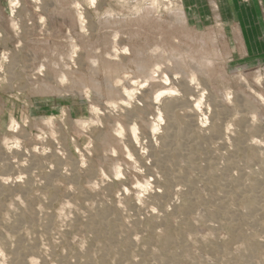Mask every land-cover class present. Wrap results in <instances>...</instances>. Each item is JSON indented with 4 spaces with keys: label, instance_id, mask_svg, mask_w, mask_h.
I'll return each instance as SVG.
<instances>
[{
    "label": "rangeland",
    "instance_id": "374dc122",
    "mask_svg": "<svg viewBox=\"0 0 264 264\" xmlns=\"http://www.w3.org/2000/svg\"><path fill=\"white\" fill-rule=\"evenodd\" d=\"M155 44L204 70L196 86L179 82L192 67L166 84L190 103L177 120L189 109L203 133L222 128L190 136L196 149L172 143L198 160L161 161L166 119L152 136L155 106L120 103L115 79H143L130 57ZM0 153V264H264V199L250 214L248 197L231 200L264 191V0H0ZM229 164L232 183L215 179Z\"/></svg>",
    "mask_w": 264,
    "mask_h": 264
},
{
    "label": "bare ground",
    "instance_id": "6f19581e",
    "mask_svg": "<svg viewBox=\"0 0 264 264\" xmlns=\"http://www.w3.org/2000/svg\"><path fill=\"white\" fill-rule=\"evenodd\" d=\"M148 15H145V17H147ZM174 23V22H173ZM170 25V24H169ZM172 25H174V24H172ZM171 25V26H172ZM114 40V39H113ZM115 43V42H114ZM149 47V46H148ZM114 53V52H113ZM143 52L142 51H138L137 53L135 52L134 53V55H136L137 56V60L135 59V61H134V59H132V55H131V57H130V60H129V62L131 63H133V67H134V69H136V71L137 72H139V73H141V75L143 74V79H136L135 78V76L134 77H128V75L126 76V78H125V75L123 76L124 77V79H123V81L125 82L124 84H122L121 85V81L120 80H118V79H115V81H114V83L116 84H118V85H120V90L117 92V93H119V96H120V99L123 101V102H120V103H123V105L125 104V103H128V102H130V100H132V99H136L137 100V98L138 99H140L141 101H142V103H143V107H145V108H149V107H154L155 106V109H156V114H157V117H156V119L154 120L155 121V123L154 122H152V120H151V123L152 124H150L151 126H150V128H149V134L150 135H156V132H157V130L160 128L159 126H161V121L163 120V118H165L166 119V124H165V126L163 125V127H164V131L159 135L160 137H162V141L160 142V143H158L159 144V147H160V151H161V155H162V157H161V161H166V159L169 157V155L168 154H170L171 152L174 154L173 156H176L177 155V157L178 156H180V152H176L177 151V149H176V151H175V148H176V146H175V148H174V146L172 145V143L173 142H177V140H184V141H181V144H183L184 146H183V148H185V144H187L186 142L187 141H185V139H187V138H189V139H187L188 141L195 135H199V137L198 138H200V136H201V142H203L204 143V141H202L203 139H205L206 137H204V136H206V135H208L210 132L211 133H217V135L216 136H221L220 135V132L222 133V131H220L221 129L217 126V125H219L216 121H217V119H216V121H214V122H216L217 123V125H216V123H214L212 126V130L214 131V132H212V131H210V130H208V131H210L208 134H205V133H203V129H204V126L202 125L203 123H196V120H194V112L192 111V110H189L188 109V111H184V115L186 116V118H183V119H181L180 121L179 120H177L176 118H175V114L176 113H178L179 111H183V109H181V107L183 106V108H184V106H185V102L187 103V101H185V100H182V99H179L178 98V94H179V92L177 91H175L171 86H167L166 84L168 83V81L170 80V78L172 79V78H174V76H176V77H178V73H179V75L180 74H182V72H183V74L185 73L184 71H185V68L186 67H192V69H190V70H193V71H189V76H187V77H189V78H187V80H185L184 79V75H180L181 77H183V80L181 81L180 80V78H179V82L181 83L180 85L181 86H183V85H185V86H187L188 84H190V83H192V84H195V86L198 84V83H194V80L197 78H195L194 76H195V71H201V70H203L202 68H201V66H199L198 64H191V62H189V61H187V60H185L181 55H179V56H172L169 52H167L166 50H164V48L163 47H160L159 46V44H155L154 45V47L149 51V50H146V51H144V54L142 55V57L140 58V56H141V54H142ZM120 54V53H119ZM109 54H107V56H108ZM99 57V56H98ZM97 57V58H98ZM104 57V56H103ZM100 58V57H99ZM102 58V57H101ZM124 58V57H123ZM105 60V59H104ZM104 60H101V62L103 63V65L104 66H102V67H106V66H110L111 67V71L113 70V73L114 72H119V71H124V69L126 68V65L124 64V65H121V64H113V63H110V62H106V60L104 61ZM109 60V59H108ZM167 60V61H166ZM96 61V62H95ZM91 65H92V69L94 70V71H97V69L94 67V65H95V63H98V66H99V63H100V61H99V59H97V60H95ZM110 61V60H109ZM166 61V62H165ZM170 61H171V63H170ZM167 63L168 65H166V66H164V65H162L163 63ZM115 63V62H114ZM117 63H119V62H117ZM129 64V63H128ZM97 65V64H96ZM162 66H164V67H162ZM101 68V67H100ZM99 68V69H100ZM109 68V67H108ZM108 68H105V69H108ZM189 69V68H188ZM169 70L170 71H172L173 72V77H172V75H171V77H170V75L169 74H172V73H170L169 72ZM101 71H104V69L103 70H101ZM107 71V70H106ZM108 71H109V69H108ZM107 71V72H108ZM110 71V72H111ZM132 71V70H131ZM204 71V70H203ZM105 72V71H104ZM169 74H168V73ZM126 73V72H125ZM118 74V73H117ZM120 74H121V72H120ZM129 74V73H128ZM115 75V74H114ZM134 75V74H133ZM137 75V74H136ZM117 77H118V75H117ZM120 77V76H119ZM170 77V78H169ZM135 78V79H134ZM182 79V78H181ZM177 81V80H176ZM193 81V82H192ZM196 82H197V79L195 80ZM113 81H108V83H107V86H110L111 87V85H113L114 83H112ZM118 82H121L120 84L118 83ZM172 82H174V81H172ZM179 82H178V84H179ZM144 83L145 84H147V85H149V88H147L146 90H143V91H141L140 93H139V95H135V94H137V93H135V91H136V89H138L139 90V88L141 87V86H144ZM200 84V83H199ZM179 85V86H180ZM140 86V87H139ZM190 86V85H189ZM113 87V86H112ZM119 87V86H118ZM139 87V88H138ZM175 87V86H174ZM186 88V87H185ZM190 88H192V87H190ZM183 89V88H182ZM189 89V88H188ZM109 90H113V89H109ZM109 90H107L106 92H104V95H107V94H109L110 96H111V94H112V92H110ZM116 90V89H115ZM197 90V89H196ZM192 91V90H191ZM194 91V90H193ZM174 92H176V93H178L177 95L174 93ZM190 92V91H189ZM196 92H198V91H196ZM115 93H116V91H115ZM116 93V94H117ZM202 93V92H201ZM176 95V96H174V95ZM197 94V93H196ZM108 96V95H107ZM106 96V97H107ZM146 96H148V98H149V100H143L144 98H146ZM183 96V95H182ZM191 96V95H190ZM203 95H201L200 97H202ZM174 97V98H173ZM178 98V99H176V98ZM196 97V96H195ZM198 97V96H197ZM199 97V98H200ZM204 97H206V96H204ZM180 98H182V97H180ZM198 98V99H199ZM110 99V98H109ZM119 99V98H118ZM208 99V98H207ZM202 100V99H201ZM200 101V99L199 100H196V103H198ZM108 102V101H107ZM110 103H112L113 101L112 100H110L109 101ZM114 103V102H113ZM139 103V102H138ZM195 103V104H196ZM199 103H201V102H199ZM131 104V103H130ZM110 105V104H109ZM128 105V104H127ZM188 105V107H190L189 105H190V103L189 104H187ZM199 105V104H198ZM218 105V104H217ZM221 105V104H220ZM197 106V105H196ZM124 107H125V105H124ZM185 107H187V106H185ZM187 107V108H188ZM195 107V106H194ZM219 107V106H218ZM127 107H125V109H126ZM135 109V108H134ZM194 109H197V108H194ZM202 109V108H201ZM201 109H200V111H201ZM213 109V108H212ZM203 110V109H202ZM206 110V109H205ZM195 111V114L198 112H196V110H194ZM206 111H208V110H206ZM203 112V111H202ZM201 112V113H202ZM125 113V112H124ZM126 113H128V112H126ZM148 113V112H147ZM200 113V114H201ZM213 113V112H212ZM132 115H133V113H131ZM203 115V114H202ZM205 115V114H204ZM136 116V115H135ZM182 116V115H181ZM206 116V115H205ZM210 116V115H209ZM217 116V115H216ZM130 117H131V115H130ZM134 117V116H133ZM137 117V116H136ZM202 117V116H201ZM200 117V118H201ZM212 117V116H211ZM215 117V116H214ZM214 117H213V119H214ZM203 118H206V117H203ZM208 118V117H207ZM207 118L206 119H204L205 120V122L207 121ZM198 119H199V116H198ZM210 119V118H209ZM212 119V118H211ZM150 120V119H149ZM204 120H203V122H204ZM131 122V121H130ZM199 122V121H198ZM211 122V121H210ZM209 123V122H208ZM118 124V123H117ZM133 124V125H132ZM131 125H130V131H131V134H132V138L136 141L137 140V135H136V125H134V123H132ZM148 124V123H147ZM206 124V123H205ZM195 126L196 128H195V132H193L192 131V129H191V126ZM207 125V124H206ZM215 125V126H214ZM128 126H129V124H128ZM193 126H192V128H193ZM217 126V127H216ZM208 127V126H207ZM211 129V127H210V124H209V127L208 128H205L206 129V131H207V129ZM162 129H160V130H162ZM189 129H191V131H189ZM120 131L121 130H119L118 131V133H120ZM224 131V130H223ZM193 132V133H192ZM204 132H205V130H204ZM219 133V134H218ZM214 134V135H215ZM141 135V134H140ZM210 135V134H209ZM214 135H210V136H214ZM223 135V134H222ZM158 136V135H157ZM190 136H192V137H190ZM151 137V136H150ZM235 138H234V140H233V143L234 144H236V145H238L239 147L243 144H245L246 145V143H244V142H242L241 140H240V138H238V137H236V136H234ZM140 138V137H139ZM143 138V137H142ZM153 138V137H152ZM194 138V137H193ZM192 138V139H193ZM196 138V137H195ZM211 138V137H210ZM213 138V137H212ZM222 138V137H221ZM125 139V138H124ZM127 139V138H126ZM141 139V138H140ZM146 139V138H145ZM199 139V140H200ZM209 139V138H208ZM215 139V138H214ZM142 140V139H141ZM192 141V144L194 145V141L193 140H190L188 143L189 144H191L190 142ZM206 141V143H207V140H205ZM211 141H212V139H211ZM214 141V140H213ZM220 141H222L221 139H220ZM156 142V141H155ZM185 142V143H184ZM198 142V141H197ZM200 142V143H201ZM217 142H218V140H217ZM216 142V143H217ZM232 141H230L229 143H231ZM246 142V141H245ZM133 143V142H132ZM137 143V142H136ZM150 143V142H149ZM221 143V142H220ZM222 143H223V141H222ZM221 143V144H222ZM255 143V142H254ZM153 144V143H152ZM152 144L150 145V149L154 146H152ZM188 144V145H189ZM196 144H199V143H196ZM196 144L194 145V147L196 146ZM220 144V145H221ZM228 144V143H227ZM233 144V145H234ZM241 144V145H240ZM157 145V144H156ZM155 145V146H156ZM193 145H191V146H193ZM201 145V144H200ZM200 145H199V147H200ZM215 145V144H214ZM218 145V144H217ZM243 145H242V147H243ZM171 146H173V148H171ZM191 146H189L191 149L192 148H194V147H191ZM207 146H208V143H207ZM225 146V145H224ZM227 146V145H226ZM157 147V146H156ZM159 147H158V150H159ZM198 147V148H199ZM209 147V146H208ZM211 147V146H210ZM209 147V148H210ZM235 147V146H234ZM246 147V146H245ZM129 148V147H128ZM146 148V147H145ZM178 148V147H177ZM181 148H182V146H181ZM205 148V147H204ZM203 148V149H204ZM213 148V147H212ZM238 148V147H237ZM244 148V147H243ZM195 149H196V147H195ZM195 149L193 150H190L189 148L188 149H184V150H190V152L191 153H194L193 151H195ZM226 149H227V147H226ZM239 149V148H238ZM240 149H242V148H240ZM239 149V150H240ZM143 150V149H142ZM151 150H153V149H151ZM183 150V149H182ZM183 150V151H184ZM225 150V149H224ZM234 150V149H233ZM235 150H237V149H235ZM235 150H234V152H235ZM243 150V149H242ZM241 150V151H242ZM147 151V150H146ZM179 151V150H178ZM181 151V150H180ZM186 151L185 152H183L181 155L183 156V154L185 155V153H186ZM198 151V150H197ZM204 151V150H203ZM210 151V150H209ZM230 151V150H229ZM229 151H227V152H229ZM244 151V150H243ZM144 152V151H143ZM154 152V151H153ZM190 152H187V153H190ZM211 152V151H210ZM209 152V153H210ZM225 152V151H224ZM186 153V154H187ZM190 153V154H191ZM195 153H196V151H195ZM1 154V153H0ZM152 154V153H151ZM204 154H205V152H204ZM224 154V153H223ZM226 154H228V153H226ZM146 155V154H145ZM148 155V154H147ZM158 155V154H157ZM168 155V156H167ZM188 155V154H187ZM187 155H185V156H187ZM193 156H195L194 154H192ZM198 155V154H197ZM208 155V154H207ZM192 156V157H193ZM209 156V155H208ZM207 156V157H208ZM229 157H230V155H228ZM262 156V155H261ZM172 157V156H171ZM187 157H190V156H187ZM192 157H190V159L189 158H187L188 160H190L191 161V159H192V161H193V158ZM196 157V156H195ZM206 157V158H207ZM219 157V156H218ZM263 157V156H262ZM7 158V157H6ZM31 158H33V157H31ZM156 158V157H155ZM180 158H182L181 156H180ZM199 158V157H198ZM216 158V157H215ZM222 158V157H221ZM184 159H186L185 157H184ZM183 159V160H184ZM195 159H197V157L195 158ZM195 159H194V161H195ZM205 159V158H204ZM203 159V160H204ZM220 159V158H219ZM230 159V158H229ZM260 159V158H259ZM263 160H264V158H262ZM2 160V159H1ZM3 160H5V159H3ZM140 160V159H139ZM198 160V159H197ZM209 160V159H208ZM208 160H206V161H208ZM235 160V159H234ZM34 161V160H33ZM182 161V160H181ZM189 161V162H190ZM220 161V160H219ZM224 161H226V159L224 160ZM236 161V160H235ZM261 161V160H260ZM2 162V161H1ZM35 162V161H34ZM171 162V161H170ZM183 162V161H182ZM188 162V161H187ZM230 162V161H229ZM228 162V163H229ZM233 162V161H232ZM2 163H4V162H2ZM9 163V162H8ZM168 163H169V161H168ZM167 163V164H168ZM185 163V162H184ZM183 163V164H184ZM238 163V162H237ZM174 164H175V162H174ZM174 164H173V166H174ZM180 164V163H179ZM190 164V163H189ZM225 164V163H224ZM226 164H227V162H226ZM231 164V163H230ZM230 164L228 165V166H224V168H222L223 169V171H221L220 173H219V175H217V174H214V175H216V177H215V179H218V180H222L223 181V183L225 182V183H230L231 181H230V179H229V177L227 176V172H225V171H228L227 169L229 168V166H230ZM234 164H235V162H234ZM234 164H231V166L232 165H234ZM242 164V163H241ZM244 164V163H243ZM246 164V163H245ZM154 165H155V163H154ZM185 165V164H184ZM184 165H183V167H184ZM237 165V164H236ZM16 166H18V165H16ZM158 166V165H157ZM188 166V165H187ZM190 166V165H189ZM10 167V170H11V168H12V166H9ZM8 167V168H9ZM169 167V166H168ZM186 167V166H185ZM211 167V166H210ZM218 167V166H217ZM220 167V166H219ZM235 167V166H234ZM8 168H7V170H8ZM162 168V167H161ZM208 168V167H207ZM204 170V169H203ZM16 171V170H15ZM164 171V170H163ZM241 171V170H240ZM8 172H10V171H8ZM175 172V171H174ZM196 172V171H195ZM194 172V173H195ZM206 172V171H205ZM197 173V172H196ZM215 173V172H214ZM172 174H173V172H172ZM175 174V173H174ZM174 174H173V176H174ZM177 174H178V172H177ZM181 174V173H180ZM198 174V173H197ZM229 174V173H228ZM169 175V174H168ZM184 175V174H183ZM28 176V175H27ZM166 176V175H165ZM198 176H200L199 174H198ZM204 176H205V174H204ZM168 177V176H167ZM175 177H177V175L175 176ZM181 177V176H180ZM211 177V176H210ZM179 178V177H178ZM185 178V177H184ZM214 178V177H213ZM241 178V177H240ZM243 178V177H242ZM257 178H259V177H257ZM174 179V178H173ZM233 179H235V178H233ZM172 180V179H171ZM176 180V179H175ZM178 180H180V179H178ZM211 180V179H210ZM235 180H237V179H235ZM243 181H244V179H242ZM238 181L237 183L239 184V185H243V188H244V186H246V184L243 182V181ZM255 180V179H254ZM207 181V180H206ZM217 180H215V182H216ZM256 181V180H255ZM28 182H29V180H28ZM208 182H209V179H208ZM222 183V182H221ZM232 183V182H231ZM27 184H29V183H27ZM247 184H248V181H247ZM2 185V184H1ZM0 185V186H1ZM250 185H251V183H250ZM29 186H30V184H29ZM249 186V185H248ZM247 186V187H248ZM250 187V191L252 192L251 194H249V195H243V194H240V193H233L234 195L231 197V200H236V199H239V198H242V197H248V203H247V212L250 214V212H253L260 204V202L261 201H263V199H264V189H261L263 192H259V187H258V184H253V185H251V186H249ZM246 188V187H245ZM2 190V189H1ZM189 191H191V190H189ZM224 190H222V192H223ZM222 192H221V194H222ZM229 192V191H228ZM224 193H225V191H224ZM184 194V193H183ZM191 195V194H190ZM230 195V194H229ZM192 196V195H191ZM194 196V195H193ZM222 196V195H221ZM224 196H226V195H224ZM231 196V195H230ZM203 197V196H202ZM190 198V197H189ZM188 198V199H189ZM218 198V197H217ZM226 198H229V197H226ZM221 199V198H220ZM175 200V199H174ZM240 200V199H239ZM172 201H173V198H172ZM228 201H229V199H228ZM227 201V202H228ZM173 202H175V201H173ZM191 202V201H190ZM207 202V201H206ZM237 202H239L238 200H237ZM264 202V201H263ZM262 202V203H263ZM189 203V202H188ZM230 203V202H229ZM208 204V203H207ZM220 204H222V203H220ZM200 205V204H199ZM261 206V205H260ZM216 207V206H215ZM220 208H221V206H219ZM226 207V206H225ZM224 207V208H225ZM223 208V207H222ZM232 208V207H231ZM261 208V207H260ZM217 209V208H216ZM226 211V210H225ZM225 211H223V212H225ZM257 211H258V209H257ZM198 212V211H197ZM248 213H246V214H248ZM255 213H256V211H255ZM219 214V213H218ZM27 215V214H26ZM216 215V214H215ZM251 215H252V213H251ZM102 216H104V215H102ZM102 216H100V217H102ZM204 216V215H203ZM208 216V215H207ZM222 216H223V214H222ZM107 217V216H106ZM237 217V216H236ZM250 217V216H249ZM103 218L104 217H102V220H103ZM108 218V217H107ZM234 218V217H233ZM209 219V218H208ZM234 219H236V218H234ZM238 219H241V220H243L244 219V213L243 214H241V215H239L238 216ZM246 219V218H245ZM31 220V219H30ZM105 220V219H104ZM237 220V219H236ZM236 220H235V222H236ZM249 220V219H248ZM105 221H107V220H105ZM244 221V220H243ZM11 222V221H10ZM10 222H8V223H10ZM16 222V221H15ZM17 222H18V220H17ZM249 222V221H248ZM7 223V222H6ZM19 223H21V222H19ZM18 223V224H19ZM211 223V222H210ZM227 223V222H226ZM229 223H231V222H229ZM242 223V222H241ZM255 223V222H254ZM17 224V225H18ZM22 224V223H21ZM252 224V223H251ZM9 225V224H8ZM13 225V224H12ZM20 225V224H19ZM23 225V224H22ZM227 225V224H226ZM234 225V224H233ZM14 226V225H13ZM12 226V227H13ZM230 226H231V224H230ZM230 226H228V227H230ZM16 227V226H15ZM233 227V226H232ZM19 228V227H18ZM17 227H16V229L17 230H20V228L18 229ZM10 229V228H9ZM12 231V230H11ZM16 230L14 229V232H15ZM15 233H17V232H15ZM21 233V232H20ZM18 234H19V232H18ZM245 239V238H244ZM249 239V238H248ZM246 242V241H245ZM252 242V241H251ZM254 242V241H253ZM181 243V242H180ZM250 244V243H249ZM257 244V243H256ZM256 244L254 245V244H250L248 247H247V253H244V254H246V258L247 259H249V258H251L252 257V254H253V252L255 251V249L257 248V246L259 247V245H257L256 246ZM19 245V244H18ZM17 246V245H16ZM13 247V246H12ZM261 247V246H260ZM14 248V247H13ZM19 248V247H18ZM11 249V248H10ZM165 249V248H164ZM14 250H16V248L14 249ZM20 250V249H19ZM167 250H169V249H167ZM10 251V250H9ZM12 252V251H11ZM17 254V253H16ZM163 254V253H162ZM166 254V256L168 255V257L170 256V258L171 259H175V256L173 255V254H167V253H165ZM243 254V253H242ZM243 254V255H244ZM164 255V254H163ZM16 256V255H15ZM21 256V255H20ZM245 257V256H244ZM14 259H16V258H14ZM20 259V258H19ZM164 263V262H163Z\"/></svg>",
    "mask_w": 264,
    "mask_h": 264
},
{
    "label": "crops",
    "instance_id": "0c3cea01",
    "mask_svg": "<svg viewBox=\"0 0 264 264\" xmlns=\"http://www.w3.org/2000/svg\"><path fill=\"white\" fill-rule=\"evenodd\" d=\"M234 39L235 41H237V46H243L244 44V47H246V43H245V40L246 38L244 37V34H243V31L241 29H239V31H236L235 34H234Z\"/></svg>",
    "mask_w": 264,
    "mask_h": 264
}]
</instances>
